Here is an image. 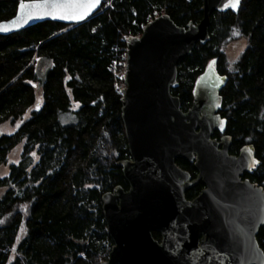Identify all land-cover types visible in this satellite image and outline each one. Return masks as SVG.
Masks as SVG:
<instances>
[{"label":"trees","instance_id":"trees-1","mask_svg":"<svg viewBox=\"0 0 264 264\" xmlns=\"http://www.w3.org/2000/svg\"><path fill=\"white\" fill-rule=\"evenodd\" d=\"M21 1L0 0V21L12 18ZM202 4L105 0L81 23L44 21L0 35V129H11L0 131V167L21 147L9 173L0 176L5 188L0 264H102L108 259L114 241L103 195L130 187L119 164L131 157L121 92L127 40L141 36L162 13L178 26L196 25L204 18ZM209 20L208 40L198 41L178 64L171 92L187 111L199 77L214 64L226 77L218 111L226 127L213 137L229 136L231 154L254 147L260 164L244 178L264 189V0H240L237 12L216 9ZM239 39L246 46L230 60L226 47ZM42 62H49L46 71ZM176 163L193 177L198 174L193 161L180 157ZM203 188L202 182L191 187L186 198ZM153 236L161 240L160 232ZM257 240L264 250V224Z\"/></svg>","mask_w":264,"mask_h":264},{"label":"water","instance_id":"water-1","mask_svg":"<svg viewBox=\"0 0 264 264\" xmlns=\"http://www.w3.org/2000/svg\"><path fill=\"white\" fill-rule=\"evenodd\" d=\"M104 1L81 20L35 16L27 23L18 21L23 15L21 3L35 5L43 0L21 1L12 18L0 21L10 29L0 35L44 21L81 23L96 14ZM51 2L79 5L89 0ZM202 3L204 18L196 25L178 26L162 13L147 23L141 36L127 40L121 92L131 157L119 164L130 187H117L103 195V212L114 245L102 264H264V250L257 240L264 224V189L243 179L260 161L252 145L235 155L229 152V136L213 137L214 131L226 127L218 113L226 77L211 63L199 77L193 105L187 111L171 92L177 84L178 64L198 41L208 40L210 14L216 9H239L232 8L229 0ZM83 11L65 8L57 10V15ZM16 22L21 26L14 27ZM180 157L194 161L198 171L194 180L176 163ZM199 181L205 187L187 199L186 190ZM153 231L160 232L161 240Z\"/></svg>","mask_w":264,"mask_h":264},{"label":"snow or ice","instance_id":"snow-or-ice-1","mask_svg":"<svg viewBox=\"0 0 264 264\" xmlns=\"http://www.w3.org/2000/svg\"><path fill=\"white\" fill-rule=\"evenodd\" d=\"M101 3V0H89L88 3L83 4H61L57 2H51L50 0H43L42 4L28 5L21 3L20 8L23 15L18 17L19 20H23L24 23H27L29 19H32L35 16H52L53 18H61V19H69V20H81L86 17L88 13L92 11V9L96 8ZM229 3L232 8H238L240 4V0H229ZM79 7L84 9L83 12L73 13V14H64L57 15V10L65 9V8H75ZM51 9L45 11H33L32 9ZM28 10V11H25ZM26 17V18H25ZM14 27L21 26L19 22L14 23ZM9 27L7 25H0V31H9ZM38 107V106H37ZM19 126V125H17ZM35 155V154H33ZM26 207V206H25Z\"/></svg>","mask_w":264,"mask_h":264},{"label":"rangeland","instance_id":"rangeland-1","mask_svg":"<svg viewBox=\"0 0 264 264\" xmlns=\"http://www.w3.org/2000/svg\"><path fill=\"white\" fill-rule=\"evenodd\" d=\"M245 46H246V40L245 39H239V40H235V41L230 42L226 47V52H227L228 58L230 60L235 59L240 54V52L245 48ZM47 65H49V62L48 63L42 62L40 64V69L42 71H44V70L46 71V69H47L46 67H48ZM38 94H40V92H38ZM64 116L65 115L63 114L62 115V121H65ZM0 131H11V129L8 126H4L0 129ZM20 152H21V147H17L15 150H13V152L10 154L9 164H10V162H14V161L18 160V158L20 156ZM9 164L8 165H2L0 167V176L9 173ZM3 188L0 187V195L3 193V191H5V188L4 189Z\"/></svg>","mask_w":264,"mask_h":264},{"label":"flooded vegetation","instance_id":"flooded-vegetation-1","mask_svg":"<svg viewBox=\"0 0 264 264\" xmlns=\"http://www.w3.org/2000/svg\"><path fill=\"white\" fill-rule=\"evenodd\" d=\"M235 155H238V154H235ZM194 162V161H193ZM195 166V165H194ZM197 170V169H196ZM197 173H198V171H197ZM191 175V174H190ZM198 175V174H197ZM197 175L195 176V177H193L192 175H191V179H190V181L191 180H194L196 177H197ZM245 175V174H244ZM244 175H243V179H246V178H244ZM250 180V179H249ZM200 182H202V181H199L197 184H199ZM253 182V181H252ZM203 183V182H202ZM255 183V182H254ZM197 184H195L194 186H196ZM204 184V183H203ZM193 187V186H192ZM204 187H205V185H204ZM191 188V187H190ZM189 188V189H190ZM188 190V189H187ZM186 190V191H187ZM202 191V190H201ZM199 195V194H198Z\"/></svg>","mask_w":264,"mask_h":264},{"label":"built area","instance_id":"built-area-1","mask_svg":"<svg viewBox=\"0 0 264 264\" xmlns=\"http://www.w3.org/2000/svg\"><path fill=\"white\" fill-rule=\"evenodd\" d=\"M120 77H121V75H120Z\"/></svg>","mask_w":264,"mask_h":264}]
</instances>
